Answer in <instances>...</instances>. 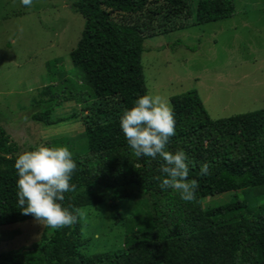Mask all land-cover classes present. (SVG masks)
<instances>
[{
    "label": "trees",
    "instance_id": "16d2710c",
    "mask_svg": "<svg viewBox=\"0 0 264 264\" xmlns=\"http://www.w3.org/2000/svg\"><path fill=\"white\" fill-rule=\"evenodd\" d=\"M73 7L85 20L70 52L81 80L70 75L61 58L49 61V85L33 97L28 120L54 126L71 120L55 118L66 103L81 106L88 152L76 153L66 136L44 144L67 146L73 154L76 190L65 193L62 203L80 212L71 227L45 226L31 249L42 253L43 264H264V204H257L264 188V109L214 120L196 90L171 98L176 125L166 150L188 156V179L199 184L193 202L160 188L163 161L137 157L120 128L124 111L148 94L142 64L146 40L231 18L234 1L76 0ZM19 155L0 125V227L35 219L18 205L14 165ZM204 163L208 175H201ZM226 193H233L228 202L203 207L207 197ZM133 197H139L133 213L124 215L121 203ZM107 202L125 228L124 245L87 254L83 212ZM26 249L0 253V264H31Z\"/></svg>",
    "mask_w": 264,
    "mask_h": 264
},
{
    "label": "rangeland",
    "instance_id": "374dc122",
    "mask_svg": "<svg viewBox=\"0 0 264 264\" xmlns=\"http://www.w3.org/2000/svg\"><path fill=\"white\" fill-rule=\"evenodd\" d=\"M75 1L36 0L26 8L20 0H0V125L17 143L19 154L63 136L76 153L88 152L80 105L70 102L59 109L55 118H71L61 124L46 127L28 120L33 97L49 85V61L61 58L69 74L81 80L70 59L85 26L74 10ZM233 1L231 18L146 40L142 64L148 94L162 95L171 103L172 97L196 90L214 120L264 109V0ZM258 193L262 196L257 204L263 205L264 188ZM232 194L207 197L203 207L222 205ZM138 199L121 203L124 215L133 213ZM83 215L85 253L124 245L125 228L110 202L91 206ZM44 228L35 219L0 227V253L27 248L31 264H43L42 253L31 248Z\"/></svg>",
    "mask_w": 264,
    "mask_h": 264
},
{
    "label": "clouds",
    "instance_id": "9594fccd",
    "mask_svg": "<svg viewBox=\"0 0 264 264\" xmlns=\"http://www.w3.org/2000/svg\"><path fill=\"white\" fill-rule=\"evenodd\" d=\"M26 8L33 0H20ZM173 106L162 95L145 94L134 107L125 110L120 118V128L137 157H159L163 163L160 171L164 177L161 189H172L185 202L196 200L199 184L189 177V158L184 151L174 154L167 149L175 135ZM17 180V197L21 213L31 215L40 224L52 229L71 227L78 221L79 209L70 211L63 207L65 193L74 192L71 183L77 164L67 146L39 145L35 150L20 154L14 165ZM209 165L201 166V175L209 174Z\"/></svg>",
    "mask_w": 264,
    "mask_h": 264
}]
</instances>
